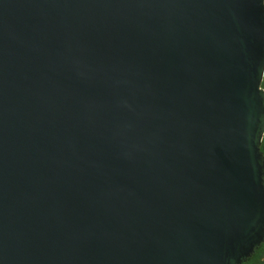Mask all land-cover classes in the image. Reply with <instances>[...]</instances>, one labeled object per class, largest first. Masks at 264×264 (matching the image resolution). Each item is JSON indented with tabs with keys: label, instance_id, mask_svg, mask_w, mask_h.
Here are the masks:
<instances>
[{
	"label": "water",
	"instance_id": "water-1",
	"mask_svg": "<svg viewBox=\"0 0 264 264\" xmlns=\"http://www.w3.org/2000/svg\"><path fill=\"white\" fill-rule=\"evenodd\" d=\"M263 76L264 0H0V264H242Z\"/></svg>",
	"mask_w": 264,
	"mask_h": 264
},
{
	"label": "trees",
	"instance_id": "trees-1",
	"mask_svg": "<svg viewBox=\"0 0 264 264\" xmlns=\"http://www.w3.org/2000/svg\"><path fill=\"white\" fill-rule=\"evenodd\" d=\"M262 87H264V76L262 80ZM260 149L264 155V136L262 138ZM242 264H264V240L254 250L253 254L250 257H248Z\"/></svg>",
	"mask_w": 264,
	"mask_h": 264
}]
</instances>
